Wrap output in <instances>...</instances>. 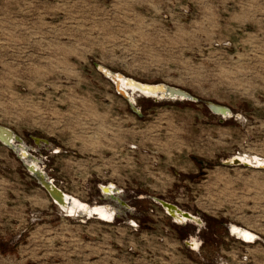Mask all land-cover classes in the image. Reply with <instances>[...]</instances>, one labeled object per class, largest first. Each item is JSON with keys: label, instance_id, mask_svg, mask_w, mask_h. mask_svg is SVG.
Listing matches in <instances>:
<instances>
[{"label": "rangeland", "instance_id": "1", "mask_svg": "<svg viewBox=\"0 0 264 264\" xmlns=\"http://www.w3.org/2000/svg\"><path fill=\"white\" fill-rule=\"evenodd\" d=\"M95 61L240 118L143 96L138 116ZM0 124L67 193L111 203L98 188L111 181L134 206L114 222L64 216L0 142V264H264V168L219 163L264 158V0H0ZM150 196L204 225L174 222Z\"/></svg>", "mask_w": 264, "mask_h": 264}, {"label": "water", "instance_id": "2", "mask_svg": "<svg viewBox=\"0 0 264 264\" xmlns=\"http://www.w3.org/2000/svg\"><path fill=\"white\" fill-rule=\"evenodd\" d=\"M95 68L107 79L110 80V82L114 86V90L117 94L122 96L126 102L128 103L130 109L135 112L138 116L142 115L140 107L136 103L137 97L143 96L152 98L154 101L158 100H187L192 102H201L206 106V108L212 112L213 114L220 115L222 118H228V117H234V118H240L236 117L238 116L237 112L232 111V109L225 105L221 104L212 100L208 99H202L199 98L192 93H190L188 90L181 88L176 85L168 84L162 81L158 82H145L140 81L132 76L126 75L118 70H113L110 67L100 63V62H93ZM122 79L123 82L127 85H129L126 88H123L119 85V80ZM130 87H134V93H135V100L131 98L130 94L126 91ZM227 116V117H225ZM33 142L37 146H41L42 144H45L46 149H55L52 143L43 137L38 136H32ZM0 142L9 148L15 156L20 160L22 165L24 166L25 170L36 179V182L42 187L51 201L56 205L58 210L63 213L64 216L78 218L79 220L83 221L85 219H89V215L87 214V210L81 207H79V204L86 205L89 204V202L86 201H78L77 198L74 197V195H70L66 191H64L62 188H60L55 182L54 179L48 175V173L45 170V164L44 159L45 157L42 154L35 155L33 151H37V147L27 144L20 135H18L14 130H12L10 127L6 125L0 124ZM219 163L226 164V165H246V166H252V167H258V168H264V161L258 162L257 165H253L251 163H248L247 161H241L236 155L229 156L227 158H223L219 160ZM98 188L100 191V197L103 199L110 200L112 203H105L111 207L112 211V218L110 220H106L104 218H101L102 220L112 222L114 221L115 217H120L122 215L126 214V211H131L132 207L127 204V202L123 199V189L116 185L114 182L108 181L106 183H99ZM105 189H108L106 191ZM143 196V195H141ZM152 200L157 202L164 211L171 216L172 220L177 223H185L186 221H197L201 223L200 218L192 214L191 212L187 210H183L180 207H178L175 203H172L170 201L164 200L160 197L156 196H150ZM78 203V204H77ZM96 203V202H93ZM74 206L75 211L74 212H65V208H70ZM180 215V221L179 219L175 218V216ZM173 216V217H172ZM92 218V216H91ZM96 218H100L96 216ZM129 222L133 225H136L134 220L129 219ZM228 230L231 233L229 224L227 225ZM232 234V233H231ZM234 235V234H232ZM235 236V235H234ZM236 237V236H235ZM239 238V237H236ZM256 238H258V235L256 234ZM244 242H248V240H245L243 238H239Z\"/></svg>", "mask_w": 264, "mask_h": 264}, {"label": "bare ground", "instance_id": "3", "mask_svg": "<svg viewBox=\"0 0 264 264\" xmlns=\"http://www.w3.org/2000/svg\"><path fill=\"white\" fill-rule=\"evenodd\" d=\"M119 85L123 88H126L128 87L129 85L125 84L123 82L122 79L119 80ZM134 87H130L128 90L126 89V91L128 92V94H130L131 98H133V100H135V93H134ZM227 117V116H225ZM237 117V116H236ZM236 157H238L241 161H247L248 163H251L253 165H257L258 162H263L264 161V158H262L261 156L259 155H253L252 153H249V154H240L239 156H237L236 154ZM106 191H108V189H105ZM71 195V194H70ZM73 196V195H72ZM76 197V196H74ZM77 198V197H76ZM76 200L79 201V199L77 198ZM82 201V200H80ZM78 204V203H77ZM81 206V204H79V207ZM83 208H85V210H87V214L90 216H98L100 217L99 219L101 218H104L105 216H111L112 218V211H111V207L105 203H102V204H99V203H92V204H86V205H82ZM66 213L67 212H74L75 211V208L74 206L70 207V208H65L64 210ZM180 215L178 214L177 216H175V218H177V220L179 219L180 221ZM173 217V216H172ZM230 230L231 232L236 236V237H239V238H243L244 239V233H248V234H251L252 236H254L256 238V234L254 232H252L251 230L245 228V227H242V226H239V225H236V224H230ZM255 239L251 240V241H254ZM250 242V241H248ZM194 247H197L198 246V242L196 239H194L192 241Z\"/></svg>", "mask_w": 264, "mask_h": 264}, {"label": "flooded vegetation", "instance_id": "4", "mask_svg": "<svg viewBox=\"0 0 264 264\" xmlns=\"http://www.w3.org/2000/svg\"><path fill=\"white\" fill-rule=\"evenodd\" d=\"M110 202H111V201H110ZM111 203L114 204L113 202H111ZM132 208H134V206H133ZM124 216H126V214H125V215H122V216H120V217H115L114 220L119 219V218H122V217H124ZM102 221H105V220H102ZM105 222H108V221H105ZM112 222H114V221H112ZM134 222H135V221H134ZM174 222H175V221H174ZM187 222L193 223V224L197 225L198 227H201V226L204 225V224H201L200 222H197V221H186L185 223H187ZM135 223H136V222H135ZM185 223H183V224H185ZM129 224L132 225V226H137V223H136V225H133V224H131V223H129ZM180 224H181V223H180ZM183 242H184L185 245H187L188 247L191 248V246L188 244L186 238L183 239ZM190 243H191V242H190ZM200 244H201V242H200ZM192 249H193V248H192Z\"/></svg>", "mask_w": 264, "mask_h": 264}, {"label": "snow or ice", "instance_id": "5", "mask_svg": "<svg viewBox=\"0 0 264 264\" xmlns=\"http://www.w3.org/2000/svg\"><path fill=\"white\" fill-rule=\"evenodd\" d=\"M80 207H81V209L83 210V206L81 205ZM104 219H106V220H110V219H111V216H105ZM244 239H245V240H248V241H251V240L255 239V237L252 236L251 234L244 233Z\"/></svg>", "mask_w": 264, "mask_h": 264}, {"label": "crops", "instance_id": "6", "mask_svg": "<svg viewBox=\"0 0 264 264\" xmlns=\"http://www.w3.org/2000/svg\"><path fill=\"white\" fill-rule=\"evenodd\" d=\"M89 219H91V218H89ZM87 220H88V219H85V220H83V221H79V222L85 223Z\"/></svg>", "mask_w": 264, "mask_h": 264}]
</instances>
